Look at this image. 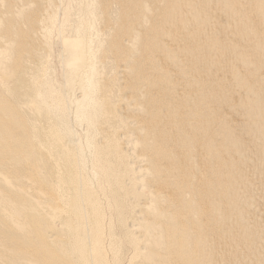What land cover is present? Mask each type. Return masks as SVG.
<instances>
[{
    "label": "bare ground",
    "instance_id": "obj_1",
    "mask_svg": "<svg viewBox=\"0 0 264 264\" xmlns=\"http://www.w3.org/2000/svg\"><path fill=\"white\" fill-rule=\"evenodd\" d=\"M37 1L9 2L17 20L11 21L14 26L7 34V15L0 11V264H226L227 257L220 255L239 242L231 244L216 235H234L228 217H234L233 227L248 224L240 219L238 195L247 192L249 185L241 183L252 172L226 159L217 162L215 143L221 130L215 125L227 120L216 109L211 115L208 98L219 96L228 84L225 76L207 75L201 65L204 60L220 64L218 58L224 57L218 47L242 51L239 43L222 42L229 29L241 35L237 26L224 16L217 20V13H199L200 5L212 0H174L176 7L163 14L165 1L159 6L158 1L125 0L133 6L124 17L132 51L127 48L122 63L113 64L105 47L97 56L101 61L95 81L77 78L87 111L74 124L90 133L86 145L76 143L66 138L70 127L64 121L65 157L63 146H54V152L42 147L54 133L44 121L49 103L42 97L50 96L48 89L33 90L26 69L14 61L39 55L18 24ZM92 3L98 19L110 17L103 0ZM242 5L219 9L242 14L264 8ZM201 18L210 27L206 36ZM148 23L154 26L157 47L144 55L141 37H146ZM262 36L264 44V32ZM118 74L128 75L125 82H118ZM238 86L245 92L230 96L253 109L249 95L257 93L256 86L247 78ZM12 90L16 97L9 96ZM68 103L62 97L64 113ZM232 111L240 113L238 108ZM248 114L254 115L253 110ZM26 115L33 123V140L20 144L16 137L26 130L20 121ZM169 124L177 125L178 139L170 135ZM215 163L232 169L231 177L221 175V180L228 179L219 186L213 180ZM58 202L62 212L56 215L51 208ZM33 203L40 205L34 213ZM60 217H65L63 227L55 223ZM241 241L247 246L245 238ZM204 243L217 253L208 254Z\"/></svg>",
    "mask_w": 264,
    "mask_h": 264
},
{
    "label": "rangeland",
    "instance_id": "obj_2",
    "mask_svg": "<svg viewBox=\"0 0 264 264\" xmlns=\"http://www.w3.org/2000/svg\"><path fill=\"white\" fill-rule=\"evenodd\" d=\"M1 1L3 0H0V2ZM6 1L7 2L3 4L4 6L1 5L2 7H0V11L7 15V21L4 24V34L12 31L11 29L14 25L11 24V21L16 22L17 20L13 10L7 6L9 2L13 0ZM103 1L106 5L104 11H111L107 12L110 14L108 19L100 20L97 18L99 17L98 12L97 10L94 12L92 0H38L32 8L25 10L22 19L19 18L18 20L21 29L24 30L27 37L30 36V44L36 47V52H38L39 55L35 56V58H26L23 61L22 58L15 57V65L21 68L22 71L26 69V76L29 77L30 86L33 90L42 88L46 91V89H48L50 94L49 97H42L49 103L46 106L48 108L45 111L46 117L44 121L48 124L49 128H52V131L54 130V133L52 136H47L48 138L44 139L42 144L44 151L54 152V146H63L61 154L66 157L64 121L70 127V131H65L66 138H70L71 140L74 138L76 143L86 145L88 140L87 137L90 132L87 133L85 127L80 123L74 124L75 118H77L79 114L87 111L86 100L83 101L82 93L79 89L81 82L77 81V78H81L82 81H95L98 71L96 66L98 65V61H101L97 59V56L101 55L103 52L101 50L105 47L109 50V54L107 53L108 58L113 64L117 62L122 63V57L126 55L127 48L129 49L130 47L128 42L130 33L127 31L124 17H127V15L133 12V6L128 5L125 0ZM152 1L161 2L159 6L163 5V1L168 3L164 8L165 11L160 14L166 13L168 9L176 7L174 0ZM195 1L197 4L200 3V0ZM205 2L206 3L201 4L199 7V13L202 16H211L217 13V20L224 16L227 22L237 26V30L241 34H233L229 31L230 29L224 34L222 39L223 43L227 41V39L231 42L234 41L235 43H239L238 45L241 46L240 48L242 51L239 53H231L229 49L223 47L220 49V47H218L217 53H223L220 56L224 57L218 58V61L220 64H223V66L215 64L214 62L210 65V63L205 60L202 61L201 65L207 75L210 74L212 76V74H214L225 76L228 84V89L220 91L219 96L215 95L211 99L208 98L211 106V115H213L216 109V113L219 115L222 114L223 118L227 120V122L222 123L220 127L215 125V128H218L219 131L221 130V132L217 133L219 136L216 138L215 143L218 148L217 162L220 160L221 163L223 159H226L225 162H232L233 165H236V168L243 167V171L252 172L250 176L243 178V182L241 183V185H245L246 183L249 185L247 192L241 191L238 195L240 200L238 204L239 211L241 212L240 219L244 218L243 221L248 224L243 225L242 222H240L239 224L241 226L238 224L233 227L235 224L234 217L232 216L226 219L227 223L230 224L229 227L233 229L234 235L232 234V236H230L231 234L224 235L222 233H216V238L223 239L231 244L239 242V245L236 248H230L224 255L220 256L227 257L228 261L226 264H264V96H262L264 95V74L262 73V71H264V44L262 41L264 21H260L261 23L259 22V20L264 17V8L254 10L252 6H250L252 3L264 6V0H212L210 3H207L209 1ZM230 5H242L247 9L250 7L252 8V12L236 14V11L232 13L224 9H219L221 6L226 7ZM196 17L197 15H195V17L193 16V18ZM201 19L203 25L202 31L206 36L210 31V27L204 23L203 18ZM253 20L259 24H255ZM31 24H34V28H31ZM153 28L154 26L148 23L146 26L147 35L145 38L141 37V42L145 45L143 48L145 50V53H143L144 55H147L149 50L157 47L155 37L151 34ZM250 37L252 39H249ZM99 38L100 43L103 45L98 43ZM243 39L245 41H243ZM260 40L262 43H260ZM129 51H132V49H129ZM244 59H247V64L244 63ZM226 61L227 63H225ZM235 65H237V67ZM106 71L108 70L102 73L106 74ZM114 73L115 71H113V76H115ZM259 74H261V76ZM233 75L237 76V78L235 79ZM127 77V74H118V82H125ZM246 78L247 80H251L253 86H256L255 88L257 89V93H253L254 96L252 94L249 95L250 97L248 96L250 100L255 102L253 109L242 104L243 102L238 103L230 96L233 91L245 92V90L238 85L244 82ZM261 87L263 88L262 90ZM61 88H63L64 93H62ZM258 90L262 91V93H260L262 95L258 93ZM13 91L14 90L11 91L12 94L8 92L10 93L9 96L12 97L16 94L15 91L17 95L20 93L18 88H16L14 92ZM14 96L16 97V95ZM62 97L67 103L69 102L66 113L63 111ZM223 107H225V109ZM232 107L238 108L240 113H233ZM251 110H253L254 115L250 116L248 112ZM20 121L26 126V130L23 133L20 131L16 139L19 140L20 144L30 143L33 140V131H31L33 123L27 115L25 118H21ZM169 128L170 135H174V137L178 139L177 125L169 124ZM122 146L124 147L125 145L123 144ZM251 151L254 154L251 153ZM256 157H258V159ZM254 162L255 164H253ZM220 163H215L214 167H212L214 172L213 180L216 182L215 186L227 182L226 180L228 178L221 180V175L224 177H231L232 175V169L226 171L220 166ZM131 176L133 175L131 174ZM257 182H259V184ZM252 188L255 190L258 188V191L252 190ZM261 203L262 206L260 205ZM39 206L40 205L33 203L31 212L34 213L37 211ZM252 207L255 208L252 209ZM258 207L262 210L258 209ZM18 211H22V207H19ZM51 211L56 215L61 213V204L59 202L53 204ZM222 215L224 214L222 213ZM0 216H2L1 213ZM64 221L65 217H60L55 223L63 227ZM248 230L249 232H247ZM241 237L245 238L247 246L241 241ZM204 245L208 254L212 255L217 253V250L215 249L214 251L212 245L209 243H204Z\"/></svg>",
    "mask_w": 264,
    "mask_h": 264
}]
</instances>
